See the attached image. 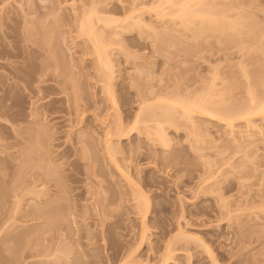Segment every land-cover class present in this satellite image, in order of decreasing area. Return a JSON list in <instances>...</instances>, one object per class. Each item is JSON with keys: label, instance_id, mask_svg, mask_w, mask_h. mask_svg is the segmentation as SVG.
Listing matches in <instances>:
<instances>
[{"label": "rangeland", "instance_id": "1", "mask_svg": "<svg viewBox=\"0 0 264 264\" xmlns=\"http://www.w3.org/2000/svg\"><path fill=\"white\" fill-rule=\"evenodd\" d=\"M156 1L0 0V264H120L145 224L135 257L143 264H159L178 233L168 264H264L262 114L254 130L244 117L229 126L199 113L190 123L178 112V124L163 123L167 143L138 129L112 136L126 175L106 154L118 112L79 26L94 10L123 18L132 7L144 20L118 31L93 17L127 130L143 101L162 110L159 95L192 100L216 83L223 94L212 97L239 112L264 97V0H209L205 8L221 12L241 6L228 10L246 24L231 36L199 18L181 23L173 6L161 19L150 8ZM253 84L260 100L251 105ZM132 184L151 201L146 220L147 198L122 197Z\"/></svg>", "mask_w": 264, "mask_h": 264}, {"label": "bare ground", "instance_id": "2", "mask_svg": "<svg viewBox=\"0 0 264 264\" xmlns=\"http://www.w3.org/2000/svg\"><path fill=\"white\" fill-rule=\"evenodd\" d=\"M152 4L150 5V8L151 9H155L156 10L155 12H157L156 14L158 15V17L160 16L161 19H162V17L166 16L167 14H170L171 12H172L173 16L178 17L179 20H181V23L183 22L184 24H187L186 23V22H188L187 20H190L191 22H194L195 19L199 18L198 20L202 21L201 23L203 24V26H207L208 27L210 25H213L214 29L220 31L222 33V35L225 34V33L226 34L228 33L229 36H231L232 34H235L238 31H242L243 27L245 28V25H246L245 24L243 26V23L240 22V20H238V17H236V16L240 15L239 13H236V11H235V15L237 14L235 16L232 13L228 12V10H231V12H232V9H231L232 7H234V9H235V6H236L235 2H234V6L232 5L233 3L232 4H228V3L226 4L225 3L227 6L229 5L230 7H227L228 8L227 11L224 10L222 12H221L220 9H219V11H217V9L215 10L214 7H213L214 8L213 10H212V8H207V9H209V10H207L205 7H210L209 6L210 5L209 4V0H208V2H207V0H179V1L178 0H159L157 3H154L153 6H152ZM225 4H224V6L226 7ZM236 4H238V3H236ZM231 5H232V7H231ZM240 5H242V4H240ZM169 6L170 7L173 6L176 9L173 8L174 10H172L171 12H168L167 9L170 8ZM237 6H236V8H238V7L240 8L241 7V6H238V7ZM167 7H169V8H167ZM225 7L222 6L223 9ZM131 9H132V7L127 12L128 14L125 17H123V18L122 17L121 18L120 17L116 18L115 16L109 17V16H102V15L101 16L98 15V17H96V15L98 13H96L94 15V13L96 12V10H94L95 12L94 11H92V13L89 12L88 13L89 15L87 14L86 17L84 16V18L81 19V23L79 25L80 28H81V31L85 32L90 37V39L93 42L92 44H93L94 47L93 46L92 47L94 48V52H96L95 54H97L96 57H97L98 60H100L99 61L100 62V66L105 71V76L103 77V79H106L105 81L103 80L104 83L106 84L105 87L108 89V91H110L109 93H110L111 97L113 98V100H112L113 104H114L113 107L115 106L117 108V112L118 113H117V115L115 114V124H113L111 132H108V135H106L107 139H105L106 143H105V148L104 149L106 151L107 156L111 160L116 162V165L122 171L121 173L126 175L124 173V167H123L122 163L117 159V156H116L117 147H116V144H114L115 141L112 138V136H116L117 135V136H119V139H120L124 134L133 133V132H135L136 129H138V131L147 133V135L153 134L154 135L153 139H155V140L159 139V140L167 143V137H166L167 134H165L166 132H165V127H164L163 123L165 121H167V122H171V123L172 122L173 123L176 122L178 124L179 123V121H177V120H179V116L177 114L178 112H179L180 115L185 117V120H189L188 122L192 121L190 123H194L192 119H193V117H194V115L196 113H199V114L206 115V116H209V117H212V118L222 119V121H225V123L227 122V125L229 124V126H231L233 124L234 120H236L238 117L239 118L240 117L241 118L244 117V119H246V121H248L247 123L248 124L250 123L249 125H251V126H253V124H254V118H255L254 116L257 117V115L260 113V115L262 114L261 117H264V97L262 96L263 93L261 92L262 93L261 94L262 99L260 100L258 98V95L256 96V93L258 94L259 92H255L257 90V89H255V86H256L255 84H253L254 86H251L249 88L250 93L252 94L251 105H253V101L255 102V101H259L260 100V102H255L256 105H254V106H249L250 105L249 104L248 106H245L243 108V109H245L246 107L247 108L249 107V109H245V110H243V112L241 110V112H239L238 110L242 109V108L232 105L231 104L232 102L230 104H227L225 102L226 100L224 98H222L223 96L219 97V99H218V97H215V98L212 97V95H213L212 93L215 92V89H217V88L219 89V86L217 87L218 84L213 83V85H212L213 87L212 88H214L213 89L214 92L211 93V91H212L211 89L212 88H211V85H210V89L209 90H211V91L210 92L207 91L208 92V93L206 92L207 95L205 93L204 94H200V96L203 95L201 97L198 95V97H200L199 99L196 96L197 99L195 97L194 99L192 98V100H190V99L186 98L187 96H183V95H182V97H181V95L172 96L173 94H170L171 96L166 94V95H159L158 97L156 96V98L154 97L156 99L155 101H157V102L160 101L158 103H162L163 102V108H161L162 109L161 111L159 110L160 112H158V110H156V109L154 110L155 107L153 106V104L156 103V102H154V100L152 102L143 101V103L140 106V109L138 110V112L134 116L132 127L129 130H127L125 125H124V119H123V116H122V112L119 111L120 108H119V105H118L119 104L118 97L116 96V94H114V92H115L114 90L115 89L114 90L112 89V87H113L112 86L113 85V82H112L113 81L112 80V78H113V76H112L113 75V68L112 67L113 66H112V62H111V60H112L111 54H110V51H109L108 47L106 46V43H104L105 41L103 42V40H102V34L101 35L99 34L100 31H98V28L96 27V25L94 23L95 19L93 20V17L94 18L95 17L98 18L99 21L102 20L101 22L104 21V25L106 24L105 26H108V27L110 25L116 24V25H113V26H115L114 27L115 29L111 26L113 30H116V26L118 27L117 30L118 29L120 30L121 28L122 29H124V28H132V27H135V26H137L139 24L141 25L142 21H144V20L142 19V17L139 18V16L136 17V19L134 20L131 15L134 16L135 15V11H137V9H132V10ZM212 11H214V12H212ZM215 12H218V13H215ZM233 13H234V10H233ZM144 24L146 25V22H144L143 25ZM213 26H210V27H213ZM112 32L115 33L116 31H112ZM227 37H228V35H227ZM0 52L5 53L4 50L1 49V48H0ZM56 79H57V77H56ZM261 82L264 85V78L261 80ZM214 84H216L215 87H214ZM263 85H262V87H263L262 89H264ZM53 86L55 87V85H53ZM50 87H51V85H50ZM219 91L220 90H218L217 92H219ZM217 92H215L214 95H216V96L218 95L219 96V94ZM219 93H221V95L223 94L222 92H219ZM204 95H206V96H204ZM188 97H190V96H188ZM149 98H151V97H149ZM149 98H147V99H149ZM58 99H56V100H58ZM214 99L217 100V101H215ZM74 100H76V99H74ZM76 102L77 101H75V103ZM213 102H215L218 105L214 104ZM213 104L215 106H213ZM72 105L75 106L74 103ZM79 105L80 104H78V102H77L75 107H78ZM94 105H96V103H94ZM96 107H97V105H96ZM100 107H101V105H100ZM100 107H98V108H100ZM159 115L163 116L164 119H156V116H159ZM153 119H155L156 122H157L156 124H153L154 126L152 124H150V121L153 120ZM255 123H256V121H255ZM255 127L257 128V125H255ZM253 128H254V126H253ZM254 130H255V128H254ZM80 137L83 138V135H79V139H80ZM80 141L82 142L83 139H81ZM60 186H61L62 189H61V191L60 190H58V191H60L64 195V197H67L68 194L72 190H70L68 185L66 183H64V182H62V184ZM138 186H136V184H132V190L130 192H125L124 193L125 195L123 194L124 196H122V197H124L126 200L128 198L129 200H136L137 202H138V200H140V198H144V199L147 198L146 208H143V209H145V211H144V214H142V215H144V220H146V218L148 216V213H149V210H150V207H151V201L149 200V198L146 195V193L144 191H142L143 189L141 190ZM31 191H33V190H31ZM28 192H29V190H28ZM105 215H108V212H106ZM37 217H39L38 214H37ZM37 217H35V218H37ZM13 219H15V218H13ZM6 221H8V220H6ZM4 222H5V220H4ZM14 223L16 225V223H18V222L14 221L13 225H14ZM0 224L2 225V222ZM3 224L5 225V223H3ZM11 225L12 224L9 223V225L6 226V231L8 230V227H9V229L11 228L10 227ZM146 226H147V224L143 225L142 231L140 232L141 235H139L140 239L138 240L139 243L137 244V246H135L134 249H132L128 254H126V256H123V258H121L123 261H120V262L118 261L120 264H143L144 263L143 261L140 262L142 259L138 261V259H136L135 257L137 255V252L140 249V247H142L145 244V242L147 241V239H148L147 238V236H148L147 233L148 232L146 230V228H147ZM0 227H2V226H0ZM4 229H5V227H4ZM181 236H184V235H182V233H178L177 235H175L174 237H172L170 240L167 241L168 243L165 245L166 248H165L164 256H162V261L159 264H168L170 262V260L174 258V255H175V253H174L175 252L174 251L175 250V248H174L175 241H177L176 239L178 237L180 238ZM62 239H63V237H62ZM49 247L50 246H48V249H50ZM43 250H45V249H43ZM46 252H49V251H46ZM38 254L40 256L42 255V253L41 254L38 253ZM46 256L48 257V254ZM46 256H45V252H44L43 256H42V259H44V257H46ZM111 262H113V261L111 260ZM22 263L25 264L24 261ZM22 263H20V264H22ZM35 264H36V262H35ZM45 264H46V262H45ZM214 264H218V263L214 260Z\"/></svg>", "mask_w": 264, "mask_h": 264}]
</instances>
